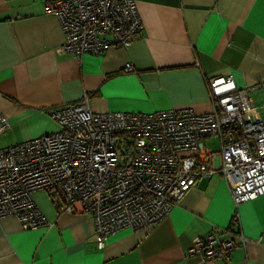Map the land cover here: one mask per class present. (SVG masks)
Instances as JSON below:
<instances>
[{
  "label": "crops",
  "instance_id": "1",
  "mask_svg": "<svg viewBox=\"0 0 264 264\" xmlns=\"http://www.w3.org/2000/svg\"><path fill=\"white\" fill-rule=\"evenodd\" d=\"M134 1L143 27L128 47L75 57L58 52L63 30L42 0H0V114L9 122L0 148L55 131L51 111L84 95L94 112H206L205 78L232 74L264 108V0ZM205 143L218 148L215 137ZM33 198L48 223L24 229L0 217V264H264V194L234 205L219 174L197 178L157 222L114 232L100 249L89 214L60 211L46 190ZM214 228L245 244L227 261L186 254Z\"/></svg>",
  "mask_w": 264,
  "mask_h": 264
},
{
  "label": "built area",
  "instance_id": "2",
  "mask_svg": "<svg viewBox=\"0 0 264 264\" xmlns=\"http://www.w3.org/2000/svg\"><path fill=\"white\" fill-rule=\"evenodd\" d=\"M42 2L62 27L59 53L128 47L142 31L134 0ZM205 83L206 112L191 106L94 112L87 95L55 107V131L0 148V217L15 216L24 229L47 224L33 198L46 190L60 211L90 215L100 249L114 232L157 222L197 178L219 174L234 205L264 194V117L249 88L237 86L232 74ZM8 126L0 114V133ZM207 137L217 139V150L207 148ZM245 241L214 228L195 236L186 254L227 261Z\"/></svg>",
  "mask_w": 264,
  "mask_h": 264
},
{
  "label": "rangeland",
  "instance_id": "3",
  "mask_svg": "<svg viewBox=\"0 0 264 264\" xmlns=\"http://www.w3.org/2000/svg\"><path fill=\"white\" fill-rule=\"evenodd\" d=\"M254 100L256 101V102H259L260 103V101H259V97L258 96H254ZM259 107V114H260V116L261 117H264V114L262 113L263 111H264V108H263V106H258ZM151 112V111H150ZM214 150H217V147H216V143H215V145H214V148H213Z\"/></svg>",
  "mask_w": 264,
  "mask_h": 264
}]
</instances>
